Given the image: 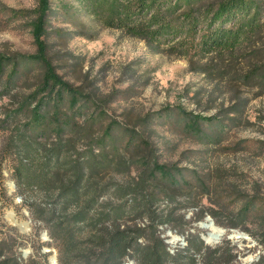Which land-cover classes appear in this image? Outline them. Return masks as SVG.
<instances>
[{
	"label": "trees",
	"instance_id": "trees-1",
	"mask_svg": "<svg viewBox=\"0 0 264 264\" xmlns=\"http://www.w3.org/2000/svg\"><path fill=\"white\" fill-rule=\"evenodd\" d=\"M51 1L38 0L33 10L30 32L36 51L11 56L0 53L5 89L33 68H40L36 87L21 104L22 108L29 105L26 128H20L17 137L5 138V147L0 146V164L14 151L18 155L14 167L16 184L20 186L27 179L32 187L43 190V203L23 199V204L47 228L57 248L58 264H235L238 251L229 239L207 244L201 238L204 232L190 231L192 220L185 212L199 205L176 201L174 190L183 179L180 168L159 163L151 151L141 158L126 157L140 144L148 146L144 137H119L118 126L113 123L103 127L105 109L85 116L96 108L93 94L64 79L48 55L45 35ZM76 1L77 10L90 16L98 26L143 39L155 52L222 58L250 48L254 57L263 56V62L253 66L245 78H255L264 93V54L260 55L257 45L264 32L261 0ZM209 69L206 65L200 67L204 73ZM82 115L89 146L79 153L71 151L74 146L70 137L61 135L73 131ZM182 118L185 128L200 136L197 138L202 142L221 141V137H209L200 127L203 122L223 130L220 117L183 112ZM94 124L102 127L100 137H90ZM26 131L30 135L22 137ZM51 133L56 136L55 141L47 137ZM134 164L136 174L123 178ZM102 173L120 174L122 178L104 182ZM18 193L22 194L20 188ZM263 208V204L250 200L239 209L235 217L238 220L227 225L246 229L243 216L248 212L264 214L260 213ZM207 211L215 216L213 209ZM203 212L199 208L194 218H201ZM167 229L183 235L186 244L173 247L171 252ZM0 264L44 263L38 256L22 262L14 245H6L1 239ZM250 264H264V252Z\"/></svg>",
	"mask_w": 264,
	"mask_h": 264
},
{
	"label": "rangeland",
	"instance_id": "rangeland-1",
	"mask_svg": "<svg viewBox=\"0 0 264 264\" xmlns=\"http://www.w3.org/2000/svg\"><path fill=\"white\" fill-rule=\"evenodd\" d=\"M37 2L0 0L2 55L36 51L30 21ZM77 9L76 0H52L45 40L55 70L74 86L93 94L96 108L85 116L105 109L103 127L113 123L118 126L119 137H144L148 146L140 144L126 157L141 158L151 151L159 163L181 169L183 179L174 190L175 199L199 205L185 212L192 220L190 231L205 234L206 229L199 222L209 216L215 225L225 229L217 243L229 239L235 244L238 251L235 264H246L251 257L262 254L264 214L244 215L246 229L227 224L238 220L235 217L246 202L253 200L264 205V93L255 78H245L253 66L263 62V56L254 57L250 48L222 58L155 52L143 39L125 35L118 29L102 28ZM257 45L260 55L264 54V32ZM205 65L210 66L208 73L200 70ZM39 72V67L33 68L6 89L5 69L0 74V146L5 147V138L17 137L16 132L26 128L29 105L22 108L21 104L36 87ZM183 112L220 117L223 130L203 122L200 127L209 137H221V141L198 139L200 136L185 128ZM84 118L82 115L77 120L73 131L61 135L70 137L74 146L71 151L83 153L88 149ZM98 125L92 126L90 137H100L102 127ZM23 133L22 137L30 135L29 131ZM47 137L55 141L56 136L51 133ZM17 161L18 155L13 151L0 164V240L14 245L22 262L38 256L44 264H58L57 248L47 228L23 204V199L43 203L46 197L43 190L32 187L27 179L20 186L16 184ZM136 172L134 164L123 178ZM101 177L104 182L122 178L114 173H102ZM19 188L22 194L18 193ZM199 208L204 210L203 215L194 218ZM208 208L213 209L215 216L208 213ZM260 213H264V208ZM18 223H26L27 231ZM236 230L243 232V237L228 238ZM165 235L171 248L186 244L183 235L174 230L168 234L167 229Z\"/></svg>",
	"mask_w": 264,
	"mask_h": 264
},
{
	"label": "bare ground",
	"instance_id": "bare-ground-1",
	"mask_svg": "<svg viewBox=\"0 0 264 264\" xmlns=\"http://www.w3.org/2000/svg\"><path fill=\"white\" fill-rule=\"evenodd\" d=\"M14 222L16 221L14 220ZM201 224L203 225V228L206 229L205 238L209 243H213L214 241L219 240L220 236L225 233V229L215 225L214 222L205 221ZM18 225L21 227L22 230L27 231V228L25 227L24 223H18ZM237 235H239V237H243V234L238 231L235 232V235H233V237H237Z\"/></svg>",
	"mask_w": 264,
	"mask_h": 264
},
{
	"label": "water",
	"instance_id": "water-1",
	"mask_svg": "<svg viewBox=\"0 0 264 264\" xmlns=\"http://www.w3.org/2000/svg\"><path fill=\"white\" fill-rule=\"evenodd\" d=\"M205 221H210V222H213V220L208 216L207 218H205L204 219V221H202V222H205ZM202 222H199V225L201 226L202 224ZM24 224H26V223H24ZM237 231V230H236ZM241 233H243V232H241ZM168 234H171V232L169 231L168 232ZM201 238L205 241V243H207V244H215V243H217L218 242V240H216V241H214L213 243H209L207 240H206V238H205V234L204 233H202L201 234ZM228 238H230V239H232L233 238V235L231 234L230 236H228ZM239 238V235H237V237H235V239H238ZM53 263H56V257H55V255H53ZM253 260V258L251 257L249 260H248V262L246 263V264H250L251 263V261Z\"/></svg>",
	"mask_w": 264,
	"mask_h": 264
},
{
	"label": "built area",
	"instance_id": "built-area-1",
	"mask_svg": "<svg viewBox=\"0 0 264 264\" xmlns=\"http://www.w3.org/2000/svg\"><path fill=\"white\" fill-rule=\"evenodd\" d=\"M168 241V240H167ZM169 243V242H168ZM170 251L173 252V248L170 247ZM126 264H131V261L127 262Z\"/></svg>",
	"mask_w": 264,
	"mask_h": 264
}]
</instances>
